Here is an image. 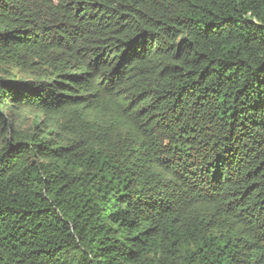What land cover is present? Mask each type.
Listing matches in <instances>:
<instances>
[{
  "label": "trees",
  "instance_id": "trees-1",
  "mask_svg": "<svg viewBox=\"0 0 264 264\" xmlns=\"http://www.w3.org/2000/svg\"><path fill=\"white\" fill-rule=\"evenodd\" d=\"M0 264H264V0H0Z\"/></svg>",
  "mask_w": 264,
  "mask_h": 264
}]
</instances>
